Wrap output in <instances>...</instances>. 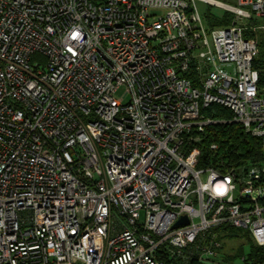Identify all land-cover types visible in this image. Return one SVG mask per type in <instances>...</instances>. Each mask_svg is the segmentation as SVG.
Returning <instances> with one entry per match:
<instances>
[{
    "label": "built area",
    "instance_id": "obj_1",
    "mask_svg": "<svg viewBox=\"0 0 264 264\" xmlns=\"http://www.w3.org/2000/svg\"><path fill=\"white\" fill-rule=\"evenodd\" d=\"M196 1L234 20L208 31ZM258 31L264 0H0V264H220L229 227L264 246V164L197 146L235 123L264 149Z\"/></svg>",
    "mask_w": 264,
    "mask_h": 264
},
{
    "label": "trees",
    "instance_id": "obj_2",
    "mask_svg": "<svg viewBox=\"0 0 264 264\" xmlns=\"http://www.w3.org/2000/svg\"><path fill=\"white\" fill-rule=\"evenodd\" d=\"M206 18L210 27L219 28L229 26L233 17L226 13L222 19H219L207 13ZM255 37L258 42V57L253 61L252 67L257 71L258 84L262 87L264 86V31L256 32ZM202 114L216 120H232L230 111L216 105L204 108ZM213 144L216 145L214 151L210 150V146ZM197 146L201 151L198 157V168H212L226 173L231 169H246L264 164V149L260 140L245 133L243 128L235 123L208 127ZM218 232V238L223 242V250L229 240H240L248 246L246 255H244L242 247L238 248L233 256L224 255V263L233 264L237 259L244 257V264H264V246H258L249 231L229 227L220 229ZM223 254L224 252H222ZM167 264L178 263L168 261Z\"/></svg>",
    "mask_w": 264,
    "mask_h": 264
},
{
    "label": "rangeland",
    "instance_id": "obj_3",
    "mask_svg": "<svg viewBox=\"0 0 264 264\" xmlns=\"http://www.w3.org/2000/svg\"><path fill=\"white\" fill-rule=\"evenodd\" d=\"M218 2H221L223 4H228V5H233L234 0H215ZM196 6H197V10L204 22V24L206 25V28L208 31H211L212 29H216L218 27H210L209 26V21H207V13H210L211 15H213L216 18L222 19L226 13L232 15V21L234 20V16L233 14H231L230 12L224 10L223 8H219V7H215V6H210L207 3L201 2V1H196ZM232 23V22H231ZM123 94V89H119L116 93L117 96H121ZM243 245V246H242ZM224 254L220 257V264H226L223 262V257L224 255L227 256H233L235 255V252L238 250V248L243 249L244 255H246L248 253V246L243 244V241L240 240H229L227 241L226 245L224 246ZM233 264H244L243 261L241 259H237Z\"/></svg>",
    "mask_w": 264,
    "mask_h": 264
},
{
    "label": "water",
    "instance_id": "obj_4",
    "mask_svg": "<svg viewBox=\"0 0 264 264\" xmlns=\"http://www.w3.org/2000/svg\"><path fill=\"white\" fill-rule=\"evenodd\" d=\"M188 224V220L185 216H183L182 218H180L176 224L173 226V229H176V228H179V227H182V226H185Z\"/></svg>",
    "mask_w": 264,
    "mask_h": 264
}]
</instances>
